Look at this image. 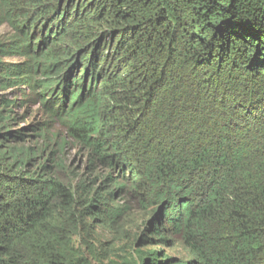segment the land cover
I'll return each mask as SVG.
<instances>
[{"label":"trees","instance_id":"16d2710c","mask_svg":"<svg viewBox=\"0 0 264 264\" xmlns=\"http://www.w3.org/2000/svg\"><path fill=\"white\" fill-rule=\"evenodd\" d=\"M3 25L0 85L31 90L88 172L0 145V264H93L82 232L136 208L135 264H264V0H0Z\"/></svg>","mask_w":264,"mask_h":264},{"label":"rangeland","instance_id":"374dc122","mask_svg":"<svg viewBox=\"0 0 264 264\" xmlns=\"http://www.w3.org/2000/svg\"><path fill=\"white\" fill-rule=\"evenodd\" d=\"M10 33L11 30L7 25L1 26L0 40L6 39ZM1 60L17 62L23 59L4 56ZM3 97L14 101V104L7 108L12 112L8 113L9 121L1 125L6 128L0 129V132L10 130L20 134L11 139L2 138L4 142H0L2 150H6L7 147L26 150L33 147L36 149L38 154L25 167L28 170H40L44 165L56 167L61 163L64 168L56 175L66 177L70 174L77 178V176L81 177L84 172H88L86 152L68 137L67 130L61 122L50 121L45 125L46 115L41 112L37 102L29 101L34 97L31 90H24L19 86L4 89L0 85V99ZM19 104H22V107ZM86 177H90V181L96 179L95 175L92 176L90 173ZM95 188H98L101 193L111 191L101 179L97 181ZM123 202L121 198L114 199L112 205L118 207ZM137 209L133 210L124 222L116 225L104 223L102 219L90 222L89 231L82 232L81 236L95 245L94 254L89 255L93 264H135L138 261V252L144 248L137 243V238L146 214ZM153 249L161 250L169 256L187 257L188 255L187 250L181 246L180 242L176 243L174 247L158 245Z\"/></svg>","mask_w":264,"mask_h":264}]
</instances>
